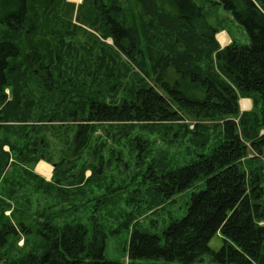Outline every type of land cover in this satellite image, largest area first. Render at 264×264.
I'll return each instance as SVG.
<instances>
[{
	"label": "trees",
	"instance_id": "1",
	"mask_svg": "<svg viewBox=\"0 0 264 264\" xmlns=\"http://www.w3.org/2000/svg\"><path fill=\"white\" fill-rule=\"evenodd\" d=\"M102 1L85 12L98 16L78 25L72 15L88 0L78 7L66 0H0V121L14 119L34 134L80 123L71 150L84 148L92 158L83 160L74 181L79 185L102 175L105 141L94 133L128 141L145 179L147 210L198 188L184 216L170 220L161 235L131 230L128 264H264L262 174L247 164L250 154V160L264 161V0L205 1L220 5L248 36L247 43L231 39L223 48L215 35L224 27L213 25L196 0H127L116 19ZM79 33L95 47L93 54L74 52ZM71 61L83 62L85 71L80 63L70 67ZM57 69L66 75L63 83L55 80ZM241 98L252 100L249 111L240 110ZM39 110L37 121L45 125L29 128ZM205 121L216 126L215 133ZM159 130L173 141L184 137L178 131L191 134L202 152L175 167L163 153L146 163L148 135ZM41 143L34 140L31 150L41 152ZM118 153L111 149L112 161ZM137 193L132 191L131 201ZM38 233V251L0 257V264H121L104 257L106 233L99 226L89 234L80 223L58 227L49 221ZM217 233L223 244L213 250L209 241ZM12 235L17 232L10 225L0 226V251Z\"/></svg>",
	"mask_w": 264,
	"mask_h": 264
},
{
	"label": "rangeland",
	"instance_id": "2",
	"mask_svg": "<svg viewBox=\"0 0 264 264\" xmlns=\"http://www.w3.org/2000/svg\"><path fill=\"white\" fill-rule=\"evenodd\" d=\"M66 1L72 2L77 7L83 3L82 0ZM126 1L103 0L102 6L105 10H112V17L116 19L117 12L124 9ZM205 1L216 0H196V2L205 6L209 21L213 25L224 27L225 31L217 34L220 47L221 44L229 43L230 38L241 43L248 42L246 32L228 19V12L220 5L207 6L208 2ZM92 3H95V0H88L86 5L82 4L84 6L81 11L73 13V23L81 25L82 21L79 19L86 17L94 19V16H98L96 11L92 12L93 16L91 13L85 14L89 7L91 8ZM79 13L80 18H78ZM119 15L122 16V13ZM217 19L223 21L219 22ZM220 23L222 25H217ZM86 27L89 25L84 27L85 30H89ZM93 28L99 29V26ZM99 30V32H107V28ZM75 41L76 50L74 52L86 49L93 54L92 50L95 47L86 43V38L81 33L76 34ZM105 42L111 43V39H106ZM83 44L86 47H83ZM78 60H83V57ZM77 63L80 61L75 63L71 61L69 65L76 68ZM80 65L81 70L85 71L87 65L83 62ZM62 70L53 71L56 82L60 80L63 83L61 79H67ZM30 87L33 86L30 85ZM38 91L32 92L36 95ZM2 108L5 109L1 107L0 111L3 110ZM251 108V99H240L242 111H249ZM33 117L34 119L40 117V110ZM203 123L208 126L210 124L208 121ZM28 124H32L29 128L45 125L43 121H37V118ZM76 125L70 122L58 124L55 130H38L37 134H34L27 129L21 130V125L14 119L6 123L0 121V226L10 225L17 232V235H12L7 245L0 251L2 259L21 258L38 251L43 244L38 229L41 224L50 221L58 227L64 224L80 223L87 228L89 234L95 226L101 227L106 233L104 257L121 264H128L127 246L133 228L161 235L170 220L179 219L186 213L190 195L198 188L185 190L170 201L162 203L160 207L146 209V207L150 208V203L149 197L145 194L143 182H141L145 181L140 173L142 169L136 168L132 160L134 152H130L128 141L118 140L119 136H115L114 133L109 136L105 132H99L100 130L94 133V137L101 135V140L105 141V149L101 150L103 151V165L100 180L92 181L87 185L75 183L83 160L90 162L92 158L88 157L84 148L78 152L71 150V140L76 132ZM209 127L210 135L215 133L213 129L216 126ZM159 131L148 135L150 146L145 158L146 163H156V158L163 153L168 156L169 161L175 167L189 162L195 158L197 153L202 152V147L192 140L191 134H182V131H178V138L184 137L173 141L170 134L167 133L164 136L163 132ZM34 140L42 141L41 145H37L42 147L41 152L31 150L35 148ZM111 149L115 152L119 151L115 156L119 160H111ZM207 151L206 148L203 150V152ZM252 155L255 154L249 155L247 164L250 165L249 168L260 170L262 174L260 181L263 190L262 203L264 202V161L260 158L250 160ZM244 166L246 167L245 164ZM89 174L90 170H87L85 176ZM129 174L133 175L132 178ZM136 188L138 190L137 200L131 201V193ZM260 224L264 225V220ZM20 227H23L26 233L21 231ZM222 244L223 237L219 233L209 241V246L213 250H218Z\"/></svg>",
	"mask_w": 264,
	"mask_h": 264
},
{
	"label": "crops",
	"instance_id": "3",
	"mask_svg": "<svg viewBox=\"0 0 264 264\" xmlns=\"http://www.w3.org/2000/svg\"><path fill=\"white\" fill-rule=\"evenodd\" d=\"M69 2V1H68ZM69 3H72V2H69ZM73 4V3H72ZM75 5V4H74ZM76 6V5H75ZM77 7V6H76ZM223 31H225V30H223Z\"/></svg>",
	"mask_w": 264,
	"mask_h": 264
}]
</instances>
